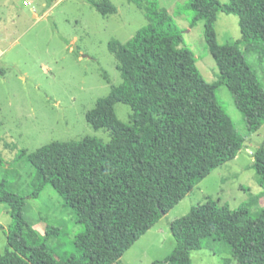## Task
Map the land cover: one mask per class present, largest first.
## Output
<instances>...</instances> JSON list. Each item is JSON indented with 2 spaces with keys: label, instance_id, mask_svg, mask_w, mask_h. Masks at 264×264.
Wrapping results in <instances>:
<instances>
[{
  "label": "trees",
  "instance_id": "trees-1",
  "mask_svg": "<svg viewBox=\"0 0 264 264\" xmlns=\"http://www.w3.org/2000/svg\"><path fill=\"white\" fill-rule=\"evenodd\" d=\"M87 1L102 15L117 10L111 0ZM187 1L192 24L204 21L205 41L218 68L214 81L192 76L185 60L166 44L161 27L145 24L125 43L109 42L122 80L85 113L93 128L109 131L110 140H53L16 155L15 161L25 160L35 169L29 196L36 198L51 185L83 226L73 252L63 253V264H119L198 182L237 156L242 141L222 115L218 88L230 90L250 132L264 124V89L238 47L244 44L263 61L264 0ZM218 11L238 16L240 40L217 42ZM117 103L130 107L128 122L118 118ZM251 167L264 188V145L255 150ZM25 200L7 188L5 179L0 182V202L12 218L0 264H59L47 240L59 237L60 228L47 224L42 234L28 224ZM170 230L176 245L165 262L192 264L191 252L213 240L223 242L237 264H264V209L252 216L247 203L230 209L208 199L172 220Z\"/></svg>",
  "mask_w": 264,
  "mask_h": 264
},
{
  "label": "rangeland",
  "instance_id": "rangeland-1",
  "mask_svg": "<svg viewBox=\"0 0 264 264\" xmlns=\"http://www.w3.org/2000/svg\"><path fill=\"white\" fill-rule=\"evenodd\" d=\"M111 1L116 12L102 15L87 0H0V182L5 179L8 189L26 197L23 214L28 224L40 221L43 234L47 224L60 228L59 237L47 240L59 264H63V253L73 252L74 238L83 226L76 222L65 197L51 185L38 197L29 196L36 182L35 169L15 158L22 149L32 152L53 140L84 136L104 143L110 140L107 129H95L85 118L96 100L122 80L109 42L125 43L140 27L154 23L161 27L168 47L185 60L192 76L212 82L218 74L205 41L204 21L192 24L194 13L187 0ZM214 30L219 44L241 39L235 14L218 11ZM238 47L264 89V59L260 62L259 54L246 51L242 43ZM216 98L223 117L242 141L240 152L198 182L135 241L119 264H171L164 261L176 245L170 222L208 199L230 209L247 203L252 216L264 209V188L251 167L255 150L264 145V124L250 132L227 87L218 88ZM115 111L120 120L128 122V105L117 103ZM11 223L9 207L0 202V252L8 247ZM191 261L237 264L228 247L213 240L192 251Z\"/></svg>",
  "mask_w": 264,
  "mask_h": 264
},
{
  "label": "crops",
  "instance_id": "crops-1",
  "mask_svg": "<svg viewBox=\"0 0 264 264\" xmlns=\"http://www.w3.org/2000/svg\"><path fill=\"white\" fill-rule=\"evenodd\" d=\"M40 221L36 222L35 224H33V227L36 228L40 233H42V231L40 230V228L38 227L40 225ZM43 234V233H42Z\"/></svg>",
  "mask_w": 264,
  "mask_h": 264
},
{
  "label": "built area",
  "instance_id": "built-area-1",
  "mask_svg": "<svg viewBox=\"0 0 264 264\" xmlns=\"http://www.w3.org/2000/svg\"><path fill=\"white\" fill-rule=\"evenodd\" d=\"M24 3H25V4H28V2H26V1H25Z\"/></svg>",
  "mask_w": 264,
  "mask_h": 264
}]
</instances>
